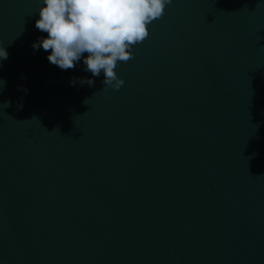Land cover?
<instances>
[{"label":"water","instance_id":"water-1","mask_svg":"<svg viewBox=\"0 0 264 264\" xmlns=\"http://www.w3.org/2000/svg\"><path fill=\"white\" fill-rule=\"evenodd\" d=\"M42 6L0 0V264H264V0H172L119 90Z\"/></svg>","mask_w":264,"mask_h":264},{"label":"clouds","instance_id":"clouds-1","mask_svg":"<svg viewBox=\"0 0 264 264\" xmlns=\"http://www.w3.org/2000/svg\"><path fill=\"white\" fill-rule=\"evenodd\" d=\"M39 19L35 27L47 37L32 44L50 55L49 63L61 70L74 69L83 58V70L98 77L103 72L104 87L119 90L124 81L115 71L119 62L133 59L131 49L149 36L148 25L162 18L172 0H40ZM86 54V55H85ZM8 53L0 47V61ZM3 85L6 81L0 80ZM95 81L74 77L70 84ZM103 87V88H104ZM22 91L27 93L26 88ZM96 94V93H95ZM94 94V95H95ZM86 103V102H85ZM7 107L11 102L3 103ZM18 107H22L18 104ZM58 130V129H57Z\"/></svg>","mask_w":264,"mask_h":264}]
</instances>
